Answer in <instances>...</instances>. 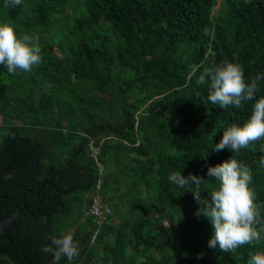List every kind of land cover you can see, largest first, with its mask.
Instances as JSON below:
<instances>
[{
  "label": "trees",
  "instance_id": "obj_1",
  "mask_svg": "<svg viewBox=\"0 0 264 264\" xmlns=\"http://www.w3.org/2000/svg\"><path fill=\"white\" fill-rule=\"evenodd\" d=\"M0 21L38 35L42 57L30 72L0 66V220L14 218L0 264H50L41 246L75 226L74 264H247L264 252V240L209 248L192 192L167 180L194 174L208 190V166L230 157L212 149L253 102L220 109L195 81L224 60L246 81L264 74V0H0ZM261 143L238 159L264 223ZM97 193L112 209L101 227L87 216Z\"/></svg>",
  "mask_w": 264,
  "mask_h": 264
},
{
  "label": "clouds",
  "instance_id": "obj_2",
  "mask_svg": "<svg viewBox=\"0 0 264 264\" xmlns=\"http://www.w3.org/2000/svg\"><path fill=\"white\" fill-rule=\"evenodd\" d=\"M23 2L3 0L8 7H19ZM40 53L38 35L18 34L10 23L0 21V66L9 74L32 71L42 59ZM261 81H264V74L246 81L240 65L227 60L201 72L195 83L207 86V102L220 109H239L243 103L252 101L251 113L242 125L232 123L222 128V136L212 150L227 149L231 155L215 166H208L206 176L215 182L208 190H202L204 178L200 176H184L181 171H171L167 176L170 183L192 192L199 205L195 215L198 218L203 216L212 227L207 246L221 252H232L240 246L264 240V223L255 202L256 194L249 187L252 172L238 159L241 149L264 141V95L257 96ZM259 151L258 167L264 168V143L259 145ZM10 178V174L5 176V179ZM205 191L207 196H202ZM47 240L40 251L51 256L50 264H61L65 259L68 264H74L80 255L79 243L71 232L51 234ZM247 264H264V252L251 254Z\"/></svg>",
  "mask_w": 264,
  "mask_h": 264
},
{
  "label": "built area",
  "instance_id": "obj_3",
  "mask_svg": "<svg viewBox=\"0 0 264 264\" xmlns=\"http://www.w3.org/2000/svg\"><path fill=\"white\" fill-rule=\"evenodd\" d=\"M91 151L95 158L100 154V150L94 146V142L90 144ZM102 168V166H100ZM101 187V183L99 182L97 188L98 190ZM112 213V209L109 205L103 203L102 198L99 193L94 194L92 196V204L90 206L89 211L87 212V216L94 217L97 221L98 225L101 227L108 221L109 216Z\"/></svg>",
  "mask_w": 264,
  "mask_h": 264
},
{
  "label": "water",
  "instance_id": "obj_4",
  "mask_svg": "<svg viewBox=\"0 0 264 264\" xmlns=\"http://www.w3.org/2000/svg\"><path fill=\"white\" fill-rule=\"evenodd\" d=\"M13 224V217L0 220V240L4 235L10 232V230L13 228Z\"/></svg>",
  "mask_w": 264,
  "mask_h": 264
},
{
  "label": "rangeland",
  "instance_id": "obj_5",
  "mask_svg": "<svg viewBox=\"0 0 264 264\" xmlns=\"http://www.w3.org/2000/svg\"><path fill=\"white\" fill-rule=\"evenodd\" d=\"M220 5H221V1H219L218 6L215 8V10H214V15H215V14L217 13V11L220 9ZM202 27H203V26H202ZM89 30L92 31V30H94V28H90ZM166 95L177 96V93H171V94H166ZM3 122H4L3 117L0 115V125H2ZM109 206H110V205H109ZM110 207H111V206H110ZM160 225H166V223H165V222H160ZM76 229H77L76 226L73 227V228H71L72 233H74V232L76 231ZM157 255H158V254H157Z\"/></svg>",
  "mask_w": 264,
  "mask_h": 264
}]
</instances>
